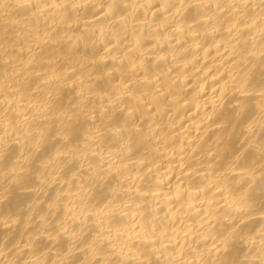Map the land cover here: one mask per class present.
Listing matches in <instances>:
<instances>
[{"label":"bare ground","instance_id":"6f19581e","mask_svg":"<svg viewBox=\"0 0 264 264\" xmlns=\"http://www.w3.org/2000/svg\"><path fill=\"white\" fill-rule=\"evenodd\" d=\"M0 264H264V0H0Z\"/></svg>","mask_w":264,"mask_h":264}]
</instances>
